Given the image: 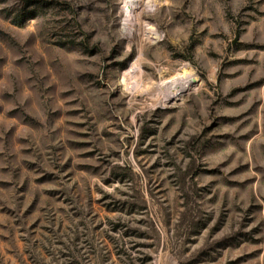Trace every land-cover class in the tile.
I'll list each match as a JSON object with an SVG mask.
<instances>
[{"label":"rangeland","instance_id":"374dc122","mask_svg":"<svg viewBox=\"0 0 264 264\" xmlns=\"http://www.w3.org/2000/svg\"><path fill=\"white\" fill-rule=\"evenodd\" d=\"M138 2L0 0V264H264V0Z\"/></svg>","mask_w":264,"mask_h":264},{"label":"bare ground","instance_id":"6f19581e","mask_svg":"<svg viewBox=\"0 0 264 264\" xmlns=\"http://www.w3.org/2000/svg\"><path fill=\"white\" fill-rule=\"evenodd\" d=\"M128 2H129L128 3L129 12L128 13L134 14L135 16H137L136 12L138 11L140 7L138 0H128ZM125 29L128 30V27L125 26ZM146 29L149 30V32L153 33V29L149 27V25L146 26ZM194 83H195V80H194L191 70L188 67L184 66L182 70L178 72L177 76L170 80V83L168 82L162 83L164 101L165 102L181 101L184 95L186 94V92H188L189 90L193 88Z\"/></svg>","mask_w":264,"mask_h":264}]
</instances>
